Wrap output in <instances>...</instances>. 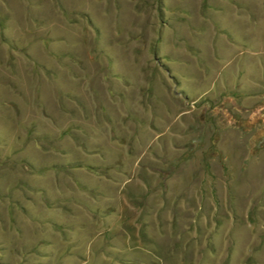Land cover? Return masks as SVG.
Instances as JSON below:
<instances>
[{
  "label": "rangeland",
  "instance_id": "rangeland-1",
  "mask_svg": "<svg viewBox=\"0 0 264 264\" xmlns=\"http://www.w3.org/2000/svg\"><path fill=\"white\" fill-rule=\"evenodd\" d=\"M0 264H264V0H0Z\"/></svg>",
  "mask_w": 264,
  "mask_h": 264
}]
</instances>
